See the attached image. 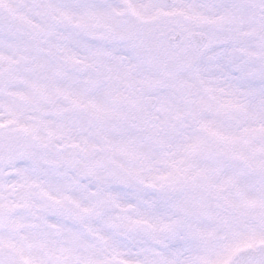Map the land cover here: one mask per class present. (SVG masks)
Masks as SVG:
<instances>
[{
  "label": "snow or ice",
  "instance_id": "1",
  "mask_svg": "<svg viewBox=\"0 0 264 264\" xmlns=\"http://www.w3.org/2000/svg\"><path fill=\"white\" fill-rule=\"evenodd\" d=\"M0 264H264V0H0Z\"/></svg>",
  "mask_w": 264,
  "mask_h": 264
}]
</instances>
